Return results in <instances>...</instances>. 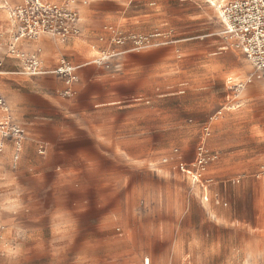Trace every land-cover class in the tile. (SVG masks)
Returning a JSON list of instances; mask_svg holds the SVG:
<instances>
[{
	"label": "rangeland",
	"instance_id": "374dc122",
	"mask_svg": "<svg viewBox=\"0 0 264 264\" xmlns=\"http://www.w3.org/2000/svg\"><path fill=\"white\" fill-rule=\"evenodd\" d=\"M157 2L152 28L134 34L161 33L150 42H165L132 51L168 46L170 64L125 73L114 54L91 62L99 70L87 79L78 68L70 87L54 73L0 84L10 123L21 131L0 137V232L11 231L0 264H264L243 261L264 253V239L235 233L238 222L213 215L235 210L257 221L254 193L242 184L250 171L237 163L215 178L203 174L219 156L207 144L214 119L237 112L231 99L251 88L248 111L264 113V78L224 36L211 0ZM219 51L243 60L232 88L207 68ZM234 119L230 131L243 124ZM200 145L209 154L198 170L205 192L178 166L196 170ZM263 157L249 175L262 176Z\"/></svg>",
	"mask_w": 264,
	"mask_h": 264
},
{
	"label": "crops",
	"instance_id": "0c3cea01",
	"mask_svg": "<svg viewBox=\"0 0 264 264\" xmlns=\"http://www.w3.org/2000/svg\"><path fill=\"white\" fill-rule=\"evenodd\" d=\"M20 0H0V51L5 55L6 43L10 37L11 21L8 15V7L18 3ZM49 2H57L59 0H47ZM80 9L81 17V34L79 36H73L66 42L60 43L55 41L49 35H41L36 44L40 45L43 51L44 65L47 67H54L61 57H65L71 63L80 67L84 66L80 73L84 79L93 73L98 71L95 65H92V59L98 57L102 51L113 50L115 57L113 62L119 63V66L123 68L125 73H132L140 66H163L169 63V49L167 47H158L145 51H132L128 50L129 42L124 45H112L106 41H99L98 37L103 35L107 37V33L104 31V26L112 25L117 27L121 33L127 37L133 35L135 32H142L152 28L154 20L151 10L154 8L152 4H157V0H77ZM85 1V4H82ZM217 1V0H216ZM149 3L150 7H147ZM197 6H200L196 3ZM86 15V16H85ZM90 21H87V19ZM218 30L213 31L209 36H218ZM218 41V38H216ZM220 39V38H219ZM216 41V40H215ZM241 60L232 51H219L214 57L211 58V64L209 70L214 74V79L221 81L226 88H232V84H228V78L231 80L232 74L235 73L238 61ZM248 68V65H245ZM250 67V66H249ZM18 62L14 59L6 57L4 64V71L0 77V84L2 83L6 88V84L10 80L7 78L11 75L20 74L18 70ZM210 73V74H211ZM22 75V74H20ZM91 81L87 80V85ZM11 83V82H10ZM99 84V83H98ZM253 90L243 99L232 100L235 101L234 106H237V112H227L221 117H216L212 123L211 138L207 141L208 146L215 151L219 152V156L214 154L212 161L208 163L206 171L203 173L207 176L215 178L219 176L222 169L233 170L236 168L235 164L241 163L243 170H249L250 173H254L257 170V160L255 157L264 151V113L254 114L248 111L249 103L252 101ZM226 96V97H225ZM221 98H226L229 101V94H223ZM233 106V107H234ZM229 110V107H227ZM246 111V112H245ZM218 118V119H217ZM234 118H238L243 124L231 129L227 124L230 121H234ZM235 134L233 139L229 140V135ZM246 138V140H235L238 137ZM258 147V154H255L251 150V147ZM242 147V148H240ZM208 150V148H207ZM231 167V169H230ZM233 168V169H232ZM253 171V172H251ZM243 173V172H242ZM248 175L243 178V186H248L254 193L253 197V211H256L257 221L254 224H248L245 220H241L237 211H222L220 208L213 210L214 216H219L220 219L224 218L227 223L238 222L234 227L235 233H241L252 238L264 239V177ZM233 174V173H229ZM239 183V178L234 180ZM238 218V219H237ZM235 219V220H234ZM248 224V225H247ZM250 226V229L247 228ZM11 231L4 229L3 233L0 232V245L3 254L7 250L8 239L10 238ZM4 234V236H3ZM261 235V236H260ZM5 238V239H4ZM17 249L19 247L15 246ZM10 258V253L6 255ZM243 261H264V253L245 255Z\"/></svg>",
	"mask_w": 264,
	"mask_h": 264
},
{
	"label": "built area",
	"instance_id": "2783aa9c",
	"mask_svg": "<svg viewBox=\"0 0 264 264\" xmlns=\"http://www.w3.org/2000/svg\"><path fill=\"white\" fill-rule=\"evenodd\" d=\"M211 2L216 6L222 33L232 42L234 48L239 50L250 61L256 71L264 77V0H217ZM82 1V4H85ZM8 15L11 21L10 37L6 43L5 55L0 51V77L6 73L4 64L6 57L18 62L17 72L28 77H34L47 73L63 76L65 84L70 87L76 80L78 65L71 63L65 57H61L54 67H47L43 61V51L36 41L41 35H49L55 41L66 42L73 36L81 34V17L77 0H59L49 2L47 0H20L8 7ZM107 33L98 37L99 41H106L109 45H124L130 41L128 50H141L153 45L163 44L165 41L151 43L153 37L161 36V33L151 35L133 34L126 36L112 25L104 26ZM1 36V34H0ZM113 50L102 51L92 62L114 55ZM9 109L0 92V137H18L21 133L18 127L10 123ZM19 145V141H17ZM3 141H0V150ZM209 158L208 150L204 145L198 147L195 160L198 168H188L183 162H179V169L189 175L192 182L200 183L204 192L206 187L200 180L201 172ZM258 175L264 176V157L261 160ZM194 164V165H195ZM200 168V169H199ZM203 199L208 200L207 194ZM148 263V259L145 260Z\"/></svg>",
	"mask_w": 264,
	"mask_h": 264
},
{
	"label": "bare ground",
	"instance_id": "6f19581e",
	"mask_svg": "<svg viewBox=\"0 0 264 264\" xmlns=\"http://www.w3.org/2000/svg\"><path fill=\"white\" fill-rule=\"evenodd\" d=\"M210 1V0H209ZM211 2H213V0H211ZM211 4V3H210ZM264 78V77H263ZM228 84H229V78H228Z\"/></svg>",
	"mask_w": 264,
	"mask_h": 264
}]
</instances>
